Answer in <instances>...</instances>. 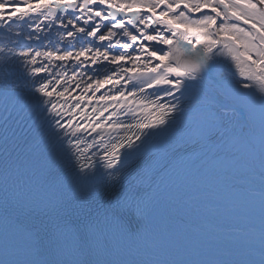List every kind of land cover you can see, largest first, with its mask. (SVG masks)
<instances>
[{
    "label": "snow or ice",
    "instance_id": "6c2138e0",
    "mask_svg": "<svg viewBox=\"0 0 264 264\" xmlns=\"http://www.w3.org/2000/svg\"><path fill=\"white\" fill-rule=\"evenodd\" d=\"M0 33V264H264V0H0Z\"/></svg>",
    "mask_w": 264,
    "mask_h": 264
},
{
    "label": "bare ground",
    "instance_id": "6f19581e",
    "mask_svg": "<svg viewBox=\"0 0 264 264\" xmlns=\"http://www.w3.org/2000/svg\"><path fill=\"white\" fill-rule=\"evenodd\" d=\"M61 31H63V30H61ZM2 39H3V34L2 33H0V41H2ZM218 68H220V69H222V70H225V71H227L228 70V68L230 67V64L229 63H222V64H220V65H218L217 66ZM257 88H258V86H257ZM259 90V89H258ZM78 92H79V90L77 89L75 92H74V94H78ZM102 92H106V89L105 90H102ZM91 93H89V95H90ZM101 93H97V95H100Z\"/></svg>",
    "mask_w": 264,
    "mask_h": 264
}]
</instances>
